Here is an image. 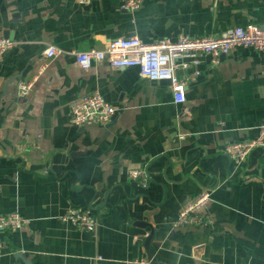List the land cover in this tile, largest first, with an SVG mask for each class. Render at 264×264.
Returning a JSON list of instances; mask_svg holds the SVG:
<instances>
[{"label": "crops", "instance_id": "0c3cea01", "mask_svg": "<svg viewBox=\"0 0 264 264\" xmlns=\"http://www.w3.org/2000/svg\"><path fill=\"white\" fill-rule=\"evenodd\" d=\"M262 21L264 0H142L135 11L120 0H0V35L13 41L0 60V212L28 220L0 232V264H264V148L238 165L223 151L264 123V49L204 55L183 103L136 66L81 69L68 53ZM50 44L65 53L44 56ZM19 79H33L25 96ZM94 92L115 116L73 124L70 101ZM129 168H146L148 184ZM204 190L211 223L174 227ZM73 207L92 208L96 228L63 221Z\"/></svg>", "mask_w": 264, "mask_h": 264}, {"label": "built area", "instance_id": "2783aa9c", "mask_svg": "<svg viewBox=\"0 0 264 264\" xmlns=\"http://www.w3.org/2000/svg\"><path fill=\"white\" fill-rule=\"evenodd\" d=\"M90 1L78 0L81 4H88ZM141 1L120 0V7L135 11L140 7ZM12 45V40L0 35V60L4 51ZM237 45L256 50L264 49V21L234 26L219 34L205 36H190L181 32L174 40L162 38L151 43H146L135 35L124 36L109 40L102 48L72 49L68 53L73 55L75 64L81 69L102 62L114 67L136 66L142 76L151 80L166 81L173 101L183 103L186 99V84L199 73L198 66L201 58L209 54L212 61L217 62L222 54L228 53ZM64 53L62 48L52 44L43 51L46 57ZM32 86L33 79H19L16 82L18 95H27ZM69 109L71 121L77 126L89 123L107 125L116 114L115 106L106 101L98 92L73 98L70 101ZM258 147L264 148V123L259 126L256 137L227 143L223 151L234 165H238L246 160L253 149ZM127 176L144 187L150 180L146 168H129ZM209 199L210 192L208 190L189 199L186 205L180 209L173 226L209 225L211 219L201 212ZM61 219L71 222L78 229L91 231L98 224L97 216L90 207L85 209L73 207L61 216ZM27 222L28 220L17 211L0 212V232L20 230ZM96 258L101 259L100 256ZM139 262L140 264H149V261L143 259Z\"/></svg>", "mask_w": 264, "mask_h": 264}, {"label": "water", "instance_id": "95a60500", "mask_svg": "<svg viewBox=\"0 0 264 264\" xmlns=\"http://www.w3.org/2000/svg\"><path fill=\"white\" fill-rule=\"evenodd\" d=\"M221 56H224V54H222ZM6 92V88L4 87V89L0 92V99L2 98V96L5 94ZM149 237V236H148ZM148 239V238H147ZM17 256L22 258V254L20 252L16 253ZM27 264H30L28 260H25Z\"/></svg>", "mask_w": 264, "mask_h": 264}]
</instances>
